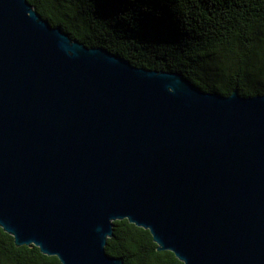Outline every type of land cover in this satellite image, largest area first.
I'll use <instances>...</instances> for the list:
<instances>
[{
	"label": "water",
	"instance_id": "95a60500",
	"mask_svg": "<svg viewBox=\"0 0 264 264\" xmlns=\"http://www.w3.org/2000/svg\"><path fill=\"white\" fill-rule=\"evenodd\" d=\"M183 264H264V95L204 91L0 0V226L63 264H124L114 221Z\"/></svg>",
	"mask_w": 264,
	"mask_h": 264
},
{
	"label": "trees",
	"instance_id": "16d2710c",
	"mask_svg": "<svg viewBox=\"0 0 264 264\" xmlns=\"http://www.w3.org/2000/svg\"><path fill=\"white\" fill-rule=\"evenodd\" d=\"M73 39L132 64L182 73L204 91L264 95V0H29ZM108 254L124 264H183L149 229L114 221ZM0 264H63L0 226Z\"/></svg>",
	"mask_w": 264,
	"mask_h": 264
}]
</instances>
